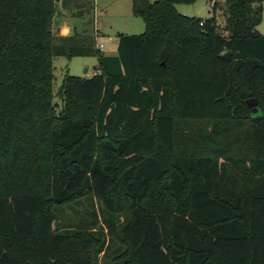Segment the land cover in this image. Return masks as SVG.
<instances>
[{"label": "trees", "instance_id": "1", "mask_svg": "<svg viewBox=\"0 0 264 264\" xmlns=\"http://www.w3.org/2000/svg\"><path fill=\"white\" fill-rule=\"evenodd\" d=\"M192 1L132 0L145 31L106 55L95 0H0V264H264V0H223L228 35ZM55 56L99 71L60 106ZM93 199L101 220L55 226Z\"/></svg>", "mask_w": 264, "mask_h": 264}, {"label": "rangeland", "instance_id": "2", "mask_svg": "<svg viewBox=\"0 0 264 264\" xmlns=\"http://www.w3.org/2000/svg\"><path fill=\"white\" fill-rule=\"evenodd\" d=\"M98 1V2H97ZM96 6L99 9L97 19L101 26L102 33L97 36L96 42L104 43L101 49L107 55L117 53L118 33L124 34H140L145 31V22L142 17L132 14V0H96ZM60 7L58 15L55 18L54 33L56 35L67 36L73 32V27L78 24V27L84 25V19L75 18L76 10L73 6L66 9ZM177 10L186 16L194 17L203 20H209L214 17V22L220 33L228 35L226 31V16L225 11L227 5L221 0L216 3L215 11L213 10L212 0H194L192 2H183L176 5ZM69 24L71 28L62 30V27ZM257 29L264 34V7L263 20L257 26ZM54 65V91L55 101L62 104L61 99L57 96L58 89L62 80L66 75L90 78L97 74V57L96 56H55L53 59ZM95 209L101 220L102 210L96 199L89 202H81L79 204L66 205L61 208L58 215V220L55 226L66 229L67 226H77L79 224L89 223L92 220L91 211ZM100 254V262L105 264Z\"/></svg>", "mask_w": 264, "mask_h": 264}, {"label": "crops", "instance_id": "3", "mask_svg": "<svg viewBox=\"0 0 264 264\" xmlns=\"http://www.w3.org/2000/svg\"><path fill=\"white\" fill-rule=\"evenodd\" d=\"M98 2V1H97ZM131 11H132V6H131ZM99 12V9L97 8V6H96V0H95V9H94V28H95V30L96 31H98V33H99V35L102 33V28H101V26L99 25V21H98V17H97V13ZM132 14H133V12H132ZM134 15V14H133ZM69 29V28H71V26L69 25V24H66V25H64L63 27H62V30L61 31H63V30H66V29ZM119 34H124V33H118V35ZM118 42H119V39H118ZM118 54V44H117V53L116 54H113V55H117ZM107 55V54H106Z\"/></svg>", "mask_w": 264, "mask_h": 264}, {"label": "water", "instance_id": "4", "mask_svg": "<svg viewBox=\"0 0 264 264\" xmlns=\"http://www.w3.org/2000/svg\"><path fill=\"white\" fill-rule=\"evenodd\" d=\"M247 104L249 105V107L252 108V112L254 114L258 113L259 111V107H258V101L256 98L254 97H250L247 99Z\"/></svg>", "mask_w": 264, "mask_h": 264}, {"label": "built area", "instance_id": "5", "mask_svg": "<svg viewBox=\"0 0 264 264\" xmlns=\"http://www.w3.org/2000/svg\"><path fill=\"white\" fill-rule=\"evenodd\" d=\"M200 24L203 25V24H204V20H201V21H200ZM97 47H98L99 49H102V48L104 47V43H99V44H97Z\"/></svg>", "mask_w": 264, "mask_h": 264}]
</instances>
